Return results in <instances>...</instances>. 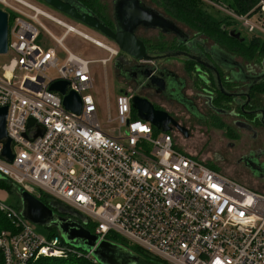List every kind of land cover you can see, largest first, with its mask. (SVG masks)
<instances>
[{
    "label": "built area",
    "instance_id": "obj_1",
    "mask_svg": "<svg viewBox=\"0 0 264 264\" xmlns=\"http://www.w3.org/2000/svg\"><path fill=\"white\" fill-rule=\"evenodd\" d=\"M14 1L2 0L11 56L0 64V107L7 106L12 160L0 155V177L75 210L94 224L97 241L89 252L60 245L59 234L38 233L20 209L0 200V212L10 224L0 231L3 264L71 255L100 264L91 253L108 232L168 264H264V194L179 150L174 131L159 132L133 117L131 90L115 98V117L107 121L116 126L102 129L89 93L90 60L63 40L73 33L107 50L102 64L116 51L37 5ZM261 12L228 9L227 15L247 32L264 34L263 6ZM43 20L60 26L61 35ZM49 41L65 52L61 64ZM50 67L56 69L54 78L46 74ZM57 80L79 96V113L66 110L61 95L48 89ZM30 117L34 123L27 127ZM40 126L41 134L33 138Z\"/></svg>",
    "mask_w": 264,
    "mask_h": 264
},
{
    "label": "flooded vegetation",
    "instance_id": "obj_2",
    "mask_svg": "<svg viewBox=\"0 0 264 264\" xmlns=\"http://www.w3.org/2000/svg\"><path fill=\"white\" fill-rule=\"evenodd\" d=\"M4 1L13 4L15 2ZM63 1L75 6L80 12L87 11L95 15L106 27L115 32L124 24L133 23V20H128L126 17V11H130V8L154 12L163 21L155 27L144 24L132 15L130 17L137 22L135 36L145 44L147 53L171 55L156 62L135 60L121 52L115 41L94 30L115 45L116 55L110 61L115 77H119L123 84L120 92L131 90L146 97L158 109L165 110L161 105L163 103L175 107L184 118L218 130L221 137L227 141L229 149L234 150L236 162L248 170L249 175L244 176L260 182L264 180V58L246 59L240 53L233 51L232 44H229L228 39L221 32H227L230 39L238 42H244V36L240 35L243 40L231 37L228 34L230 29L226 25H222L221 32L219 31L222 34L221 38L205 35L187 25L176 13V9L173 11V0ZM190 1L196 2V0ZM261 4L259 2V5ZM0 10L8 12L2 0H0ZM179 23L184 24L188 31H184ZM234 27L235 25H232V28ZM147 66H153L159 71L158 78L163 84L160 88L137 86L139 70ZM169 114L186 130L188 137L187 125L179 121L177 114ZM179 133L183 136L181 132ZM176 145L179 150L186 152L177 143ZM201 161L219 171L214 161ZM54 210L58 212L57 208ZM73 220L83 223L85 227L88 224L77 217H73ZM86 229L92 233L90 228L86 227ZM114 254L116 259L120 256ZM116 261L117 264H128L129 255L121 254L120 259Z\"/></svg>",
    "mask_w": 264,
    "mask_h": 264
},
{
    "label": "water",
    "instance_id": "obj_3",
    "mask_svg": "<svg viewBox=\"0 0 264 264\" xmlns=\"http://www.w3.org/2000/svg\"><path fill=\"white\" fill-rule=\"evenodd\" d=\"M46 4L52 6L56 10L81 21L87 27L100 32L106 38L111 39L117 43L118 48L124 54L134 58L137 61H145L151 63L156 62L163 58H168L169 54L159 53H147L145 44L135 36V29L137 22L133 18H137L144 22L148 26L155 27L158 24L163 23L154 12L142 11L141 9H131L126 11V17L128 20H133V23H126L118 31H113L106 27L95 15L78 9L70 3L63 0H42ZM264 5V0H258ZM131 12V13H130ZM7 13L0 10V55L7 53ZM228 34L231 37L243 40L240 37L239 32L234 29L228 30ZM174 56V55H172ZM159 71L153 66H147L140 68L139 76L137 79V86L140 88H160L163 84L159 80ZM67 82L63 80H57L52 82L48 89L58 92L61 97V103L68 111L79 113L81 109V102L79 96L72 90L66 92ZM131 108L135 111V117L141 121H148L156 130L161 132L171 131L176 129L187 136L186 130L181 127L165 110L155 108V106L144 96L134 94L131 98ZM7 116V106L0 107V155L4 157L8 162L12 160V154L10 152V139L7 137L5 123ZM34 123L33 118H28L27 127ZM42 132L40 126L38 132L33 136L36 137ZM20 199V215L36 226L54 227L61 236L62 240L60 245H70L76 249L83 251H91V247L97 241V236L89 232L88 229L78 221L73 220V217H77L84 222V218L75 210L68 206L56 201L51 200L45 203L38 199L36 196L24 191L22 188L18 189ZM62 206L63 208H61ZM57 208L58 212L54 209ZM61 214L66 215L65 217ZM128 250L120 245L111 243L109 241H100L94 250L92 256L100 264H117V259H120L121 254H128ZM120 254L116 259L115 254ZM116 254V255H117Z\"/></svg>",
    "mask_w": 264,
    "mask_h": 264
},
{
    "label": "rangeland",
    "instance_id": "obj_4",
    "mask_svg": "<svg viewBox=\"0 0 264 264\" xmlns=\"http://www.w3.org/2000/svg\"><path fill=\"white\" fill-rule=\"evenodd\" d=\"M27 1L43 8L48 13L53 14L55 17H58L59 19L72 25L73 27L90 36L91 38H94L95 40L102 42L107 47L115 50V45L111 41L104 39V37L101 36L99 33L95 32L93 29L87 27L81 22H78L74 19H70L61 14L60 12L54 11L53 9L46 6L42 2V0ZM199 2H201V7L203 8V10H206L208 13L214 15L217 18L228 16L227 10L229 9V7L227 6L225 0H199ZM262 6L264 7V5L262 4H256L249 10V13L254 11L253 14H259ZM231 19L233 21L230 23L224 21V23L227 24V28H236L240 32V35L242 37L244 36L245 38H249L252 35L254 37L264 36V34L261 33L252 34L247 32L240 25V23L236 21L235 18ZM43 23L54 35H61L63 29L60 26L47 20H43ZM180 25L183 26L184 31H188L184 24L179 23V26ZM232 25H235V27L232 28ZM151 36H153V33H151ZM49 43L52 47H56V57L58 59L59 64H61L63 62L65 52H63L59 46H55V43L50 41ZM63 45L72 52L80 55L84 59L90 60L88 66L92 80V87L89 93L95 105L96 118L102 129H112L114 126H116V122H108L107 120L108 117H110L111 119L115 117V98L120 93V90L123 88V84L122 82H120L121 80H119V77H115L112 69V62L110 60L107 61L104 66L99 62L100 59L109 58L110 53L107 50L84 39L83 37L77 36L73 33H69L64 37ZM10 56V51H8L6 54L0 55V64L7 63L9 61ZM46 74L52 78L57 76L56 69L52 67L46 70ZM161 105H163V108L169 113H172L173 115L178 113V110L175 107L169 106L164 103ZM176 116L180 122H183L187 125L189 131V136L183 137L182 135H180L179 132H177L176 129H172V132L174 131L173 136L175 142L181 149L185 150L188 153L194 154L196 158L205 162L214 161L217 165V169L222 172V174H224L225 176L232 178L233 180L261 194H264V180L260 182L256 180H251L249 177L244 176L246 174L249 175L248 170L244 168L243 165L238 164L236 162L234 150L229 149L227 141H225V139L221 137V133L218 130L208 128L206 124L197 123L191 119L184 118V115H182L180 112ZM0 178L6 180L5 178ZM10 188H12V190ZM18 198L19 194L14 184H12L8 180L4 184H0V200L7 202L14 207V205H16L17 203ZM36 231L48 237L51 233L55 232V229L51 227L36 226ZM128 255V264H152L144 260L142 257L137 258L130 252H128Z\"/></svg>",
    "mask_w": 264,
    "mask_h": 264
},
{
    "label": "trees",
    "instance_id": "obj_5",
    "mask_svg": "<svg viewBox=\"0 0 264 264\" xmlns=\"http://www.w3.org/2000/svg\"><path fill=\"white\" fill-rule=\"evenodd\" d=\"M173 1H174L173 11L176 9L177 10V11L175 10L176 13L182 17L183 21H185L187 25L197 29L198 31L210 37L221 38L222 34L219 33V31L221 32V26L227 25L224 23V21H227V23L233 21L229 16L217 18L214 15L208 13L206 10H203V8L201 7L202 6L201 2H199V0H196V2H191L190 0L189 1L173 0ZM225 1L229 9L235 11L237 14L249 13V10L259 3L258 0H225ZM251 13L253 14L254 11L250 12V14ZM259 13L262 14L261 11ZM221 33H223L224 36L228 39L229 44L230 45L232 44L231 47L233 51L240 53L241 55L246 57V59H252L256 57L264 58V36L254 37L252 35L249 38H245L244 42H238L230 39L229 36L227 35V32H221ZM132 116L135 117L134 112L132 113ZM209 167L216 170V168L213 167L212 165H210ZM5 182H7V180H3L0 178V184H4ZM16 188L18 192L19 187L16 186ZM10 189L12 190V188ZM38 199H40L43 202L51 200V198L43 192H40V196L38 197ZM14 207L18 209L20 208L19 198L17 200L16 205H14ZM86 227L90 228V231L94 230V224L92 222H89ZM8 229H10V224L6 220L5 216L0 212V231L8 230ZM58 234L59 233L55 229V232L51 233L48 237L55 236ZM105 238L106 241H109L111 243L126 248L130 253L134 254L137 258L142 257L144 260L152 264H168L164 260H161L160 258L149 254L148 252H146L145 250L141 249L138 246L129 245L121 236L117 235L114 232H108ZM0 264H3L1 252H0ZM26 264H91V262L85 258L75 257L71 255L66 258L39 257L36 260H29Z\"/></svg>",
    "mask_w": 264,
    "mask_h": 264
},
{
    "label": "bare ground",
    "instance_id": "obj_6",
    "mask_svg": "<svg viewBox=\"0 0 264 264\" xmlns=\"http://www.w3.org/2000/svg\"><path fill=\"white\" fill-rule=\"evenodd\" d=\"M263 10H264V7H263ZM85 34V33H84ZM94 39V38H93ZM98 41V40H97ZM99 43H97L98 45H104L102 42H100V41H98ZM101 43V44H100ZM104 46H106V45H104ZM107 47V46H106ZM109 48V47H108Z\"/></svg>",
    "mask_w": 264,
    "mask_h": 264
},
{
    "label": "crops",
    "instance_id": "obj_7",
    "mask_svg": "<svg viewBox=\"0 0 264 264\" xmlns=\"http://www.w3.org/2000/svg\"><path fill=\"white\" fill-rule=\"evenodd\" d=\"M111 59H112V58H110L109 60H111ZM109 60H108V61H109ZM101 64H102V63H101ZM102 65L104 66L105 64H102ZM49 201H51V200H49ZM19 204H20V199H19ZM19 209H20V208H19Z\"/></svg>",
    "mask_w": 264,
    "mask_h": 264
}]
</instances>
